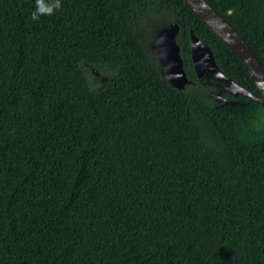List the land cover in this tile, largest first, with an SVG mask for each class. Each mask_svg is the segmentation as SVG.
Instances as JSON below:
<instances>
[{
	"label": "trees",
	"instance_id": "trees-1",
	"mask_svg": "<svg viewBox=\"0 0 264 264\" xmlns=\"http://www.w3.org/2000/svg\"><path fill=\"white\" fill-rule=\"evenodd\" d=\"M210 2L264 65V0ZM35 4L0 0V264H264V104L214 103L190 29L262 96L238 55L185 0ZM174 21L183 89L150 47Z\"/></svg>",
	"mask_w": 264,
	"mask_h": 264
},
{
	"label": "water",
	"instance_id": "water-1",
	"mask_svg": "<svg viewBox=\"0 0 264 264\" xmlns=\"http://www.w3.org/2000/svg\"><path fill=\"white\" fill-rule=\"evenodd\" d=\"M187 4L199 15V17L238 55L254 77L262 96L256 95L250 88L232 78L221 68L217 62L212 46L198 35L194 29H190L191 58L199 78L215 75L233 83L231 91L234 94L255 96L264 104V65L260 61L256 51L250 42L227 19V17L210 2V0H185ZM180 24L176 21L160 27L150 47L160 61V70L165 79L179 89H183L191 82V78L185 66V59L181 51V45L177 40ZM94 73L101 74L94 68ZM106 76H102L104 80ZM237 100L226 98L225 104L237 103Z\"/></svg>",
	"mask_w": 264,
	"mask_h": 264
},
{
	"label": "flooded vegetation",
	"instance_id": "flooded-vegetation-1",
	"mask_svg": "<svg viewBox=\"0 0 264 264\" xmlns=\"http://www.w3.org/2000/svg\"><path fill=\"white\" fill-rule=\"evenodd\" d=\"M170 23H168L166 25H169ZM162 26H165V25H162ZM190 47H191V45H190ZM190 53H191V48H190ZM185 63H186V61H185ZM192 63H193V61H192ZM232 78H234V77H232ZM199 81H201L203 84L206 85L207 90H208V95L211 96L214 103L218 106H221L222 103L225 102L226 98L239 101L240 96L244 95V94H238V95L234 94V92L231 91V88L233 87V83L230 81H227L224 78H219L215 75L204 76L203 78H199ZM189 83H196V81L191 80V82H189Z\"/></svg>",
	"mask_w": 264,
	"mask_h": 264
},
{
	"label": "clouds",
	"instance_id": "clouds-1",
	"mask_svg": "<svg viewBox=\"0 0 264 264\" xmlns=\"http://www.w3.org/2000/svg\"><path fill=\"white\" fill-rule=\"evenodd\" d=\"M62 9V0H36L31 19L38 21L41 16H52Z\"/></svg>",
	"mask_w": 264,
	"mask_h": 264
},
{
	"label": "rangeland",
	"instance_id": "rangeland-1",
	"mask_svg": "<svg viewBox=\"0 0 264 264\" xmlns=\"http://www.w3.org/2000/svg\"><path fill=\"white\" fill-rule=\"evenodd\" d=\"M152 42V41H151ZM95 75V78L97 79V80H101L102 79V75H100L99 77H97V75L96 74H94Z\"/></svg>",
	"mask_w": 264,
	"mask_h": 264
}]
</instances>
